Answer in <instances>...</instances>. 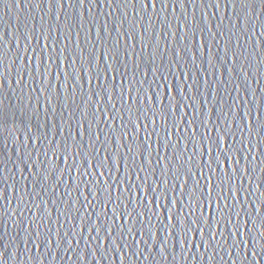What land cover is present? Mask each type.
Here are the masks:
<instances>
[{"label":"snow or ice","instance_id":"1","mask_svg":"<svg viewBox=\"0 0 264 264\" xmlns=\"http://www.w3.org/2000/svg\"><path fill=\"white\" fill-rule=\"evenodd\" d=\"M197 2L198 0H39L41 9L47 6L50 9L63 10L87 5V13H91L93 6L103 4H107L109 8L114 4L131 5L134 19L129 23L128 30L118 32L115 37L112 33L117 30L113 27L109 31L107 21L95 33L94 24L85 29L82 23L80 28L88 33L87 43L90 48L82 47L78 54H69L66 57V68L62 67V62L57 61L68 45L66 44L64 49H58L56 43L49 40L52 35L50 28L48 36H43L41 29L43 40L32 36V39L36 40L35 46L31 45L27 34L22 37L25 42L23 51L32 53L25 62L26 65L32 66V83L37 84V76L40 81L31 92L21 89L15 108L6 103L8 97L0 91V156L6 157L0 159V185H3L0 188V264H9L8 256L11 259L17 257L20 248L18 239L22 241L26 253L30 252L29 243L33 245L36 253L41 246H50L46 249L47 257L52 256L53 248L60 249L62 246L66 254L75 253L74 245H79L80 241L85 239V232L88 233L89 241L85 245L87 249L91 252H100L102 248L105 252L115 251L122 254L121 259L129 255L125 249L133 244L143 247L131 252L132 256L139 258L145 253V246L148 255H151L150 244L158 248L163 256L168 251L171 240L173 244L182 241L186 245L184 252L201 248L206 254V259L211 260L221 247L218 237L223 239L224 229L228 230L229 238H237L231 245L235 248L243 243L244 229L248 228L250 223L256 226L252 219L253 214L247 209L251 207L255 212H259L264 208V181L255 189L249 190L255 183V170L250 164L251 160L256 159L252 152L259 144V141L257 144L252 143L259 109L253 113L256 101L250 99L247 90L243 96L239 94L242 86L247 89L246 65L241 64L238 70L227 67L228 63L235 65L240 59L235 52L231 58L227 55L232 46V38L237 35L234 31L225 41L223 71L217 67V63H221L220 57L213 55L212 48L204 42L200 47L205 49V55L208 56L207 67L203 70V77L197 76L193 80L191 68H199L195 61L200 56V49L196 44L192 47L184 44L181 47L180 42L188 39L189 32L192 41L198 38L195 13L193 12L192 20L189 21L187 11L189 3L195 5ZM221 2L222 0H211L208 6L218 11ZM255 2L256 0H227L225 4V8L233 7V11L235 5L243 7L244 16L241 17L237 13L236 21L239 25L247 26L241 27L240 31L248 40H252V33L256 32L254 22L257 17L264 15V0H259V12L255 7H251ZM199 3L203 4L204 0H199ZM180 5L184 6L181 15L185 22L177 24L176 31L172 32L168 17L162 16L161 13L169 7L172 13H175ZM157 8L159 12L155 11ZM150 9L153 10L151 15ZM106 15L110 16L112 13ZM204 15L207 16L208 13L205 12ZM153 16L160 21L164 30L163 40L157 36L160 30L153 27ZM122 17L119 20L121 26L127 21L128 13L123 12ZM43 19L42 16L41 20ZM145 20L146 26L143 23ZM259 26L264 27V22H260ZM214 27L219 28V25ZM205 30L213 38L225 35L219 31L213 33L211 28H201V41L205 40ZM71 32L72 26L68 25L66 38L70 42ZM169 36L178 38L176 47H172ZM258 36L264 37V32H259ZM236 46H241L239 41ZM14 47L19 48L21 45L15 44ZM4 48L5 40L0 37V89L3 87L4 57L7 55ZM97 48L102 49L98 58L95 55ZM37 50L39 55H36ZM169 53V62L165 64L164 57ZM181 53H187V58ZM20 58L18 53L10 66V70L15 71L19 77L16 83H23L25 74L29 73L27 67L23 71L15 67ZM189 64L191 68L185 71ZM177 71L185 81V91L179 93V98L175 83H169V77L174 79V73ZM233 71L236 76L232 80L222 79L225 73ZM209 77L212 78L210 81ZM201 79L208 84L209 89L214 85H228L236 79L243 82L236 83L232 88V91L237 93L229 105V113L234 114L233 119L225 118L221 123L213 120L215 105L206 119H198V116L204 115L210 103L208 99H201L197 107V99L201 96ZM160 89L164 90L163 93ZM54 90L55 97L52 95ZM61 90L66 107L59 104ZM34 92L39 93L35 97V103L32 97ZM25 96L28 106L22 107L20 102ZM77 96L80 97L79 104L76 101ZM260 100L264 103V97ZM54 104L57 106L54 107ZM73 105L75 110H72ZM133 105H139L135 113L132 111ZM241 105H244L247 111L240 108ZM58 107L60 114L57 119ZM81 108H87L88 111L83 112L82 118L77 120L76 114ZM182 109L184 111H181ZM89 116L92 117L91 120L88 119ZM172 116H178L179 119L173 120L172 132H169V119ZM216 119L220 120V117ZM73 121H76L75 134ZM93 124L96 125L95 132L92 131ZM161 127L164 131L163 139L177 149L174 155H168L161 150V138L158 136ZM234 127L241 133L239 148L236 147ZM260 127H264V124ZM105 128L110 132L105 133ZM117 133L120 143H117ZM154 135L157 136L155 140ZM173 135L176 136L174 144ZM109 137L112 138L111 150L108 148ZM8 138L14 141L12 156H6ZM185 139L188 144H184ZM245 139L248 141L247 145L244 143ZM121 148L126 149L123 154L120 152ZM245 151L248 157L241 155ZM137 157L141 158L139 163ZM57 160L65 165L63 169L56 163ZM242 161L246 162L242 164ZM121 168L128 173L123 180L117 175ZM26 170L31 179L25 176ZM260 171L264 174V169ZM217 172L220 174L217 175ZM65 174L73 180L77 196L74 200L62 201L67 204L65 212L62 213L66 216L64 221H61L59 216L55 221L50 217L46 219L47 204L50 200L46 201L40 197L37 201L39 193L34 190L39 187L40 191H51L52 195H55L56 189L65 184ZM8 180L12 183L8 184ZM25 181L26 183H23ZM246 183L248 189L245 188ZM245 191L248 192V197L254 192H259V196L255 200H249L244 196ZM85 192L88 195H84ZM213 192L216 193L214 198ZM64 195L71 197V185L64 188ZM25 197L30 199L26 200ZM125 200L127 204L124 203ZM93 201L105 211L97 214L93 207L92 212L83 215L81 209L87 211ZM77 203H80L79 209H76ZM112 205L115 207H111ZM237 205L244 211L246 219L241 220L240 212L236 211ZM73 209H76V216L72 215ZM209 213L212 214L211 219ZM93 215L96 216L95 221L91 219ZM101 215L104 219H101ZM77 220L81 221L83 226L77 223ZM109 220L112 227L106 226ZM52 224L59 227L54 231ZM66 224H71V228L62 231ZM258 228L264 229V217L260 219ZM162 233L165 234L163 243L160 239ZM76 236L80 239L77 240ZM259 236L264 238V231H260ZM197 239L199 244L194 242ZM12 245L15 247L9 252ZM250 254L257 253L253 251ZM75 256V264H83L87 259V255L80 256L75 253ZM143 258L147 259L148 256L144 255ZM27 259L35 261V264H43L38 255L33 259L29 254Z\"/></svg>","mask_w":264,"mask_h":264},{"label":"water","instance_id":"2","mask_svg":"<svg viewBox=\"0 0 264 264\" xmlns=\"http://www.w3.org/2000/svg\"><path fill=\"white\" fill-rule=\"evenodd\" d=\"M211 0H204L203 4L199 3V0L197 4H188L187 5V11H188V20H192V14L195 13L196 16V31H197V40L192 41L191 39V33H188V39L186 41H181L180 46L183 47L184 44H188L189 47H192L193 44H196V46L200 49V56L196 59L195 63L199 66V68H191V65L189 64L188 67L185 68V71H188L189 68H191V75L193 80L197 78V76L203 77L204 75V69L207 67L206 61L208 59V56L205 55V49L200 47V45L204 42L208 43V46L212 48V54L218 55L220 57L221 63H217V67L223 71L222 61L225 58V52L223 49L225 48V41L227 39V36L231 34V32H236L237 35L232 38V46L227 53L228 57L231 58L233 52H235L239 57V62L235 65L228 63L227 67L229 68H235L239 69V66L241 64L246 65L245 72L247 74V89L245 87L240 88L239 94L241 96L244 95L245 90L250 94V99H255L256 105L253 107V113H256L257 109H259V119L255 122L256 123V129L253 133L254 139L252 140L253 144H257V141H259V144H257L256 148L252 152V155L256 157L255 160H251L249 157V160H251V168L255 170L254 176H255V183L251 185V189H255L258 184L261 183V181H264V174L261 173L260 169H264V127H260L261 124H264V103H261L260 98L264 97V37H259V32H264V27H260V22H264V15H259L257 17L256 23V32L252 33V40H248L247 36L244 35L240 29L241 27H247L246 25H239L236 21V14L239 13L241 17L244 16V9L241 5H235V11H233V7L225 8V4L227 3V0H222L219 10L217 11L216 8L209 7V3ZM87 5L84 6H75L74 8H67V9H58L53 8L50 9L49 7L45 6L43 9L39 6V0H0V37H3L5 40V48L4 51L7 53V55L4 57V70H3V76H4V82L3 87L0 89V91H3V93L8 97L6 103L9 104L11 107L15 108L17 105V98L21 94V89H23L25 92H31V89L33 87H36L37 84L40 81V77L37 76V84L32 83L31 79V65H26V60L32 56V53H25L23 51V45L24 40L22 37L27 34L29 36V40L32 46H35L36 40L32 39V36L35 35L38 39L43 40V36H48V29L50 28L52 31V35L49 37L50 41H54L56 43V47L58 49H64L65 45L67 44V49L63 52V54L60 56V60L57 61L58 63L62 62V67H67V60L66 57L69 54L76 55L79 53L80 48L82 47H88L90 48V45L87 43L88 41V33L86 31H83L80 28V25L83 23L84 28L87 29L89 27H92L93 24L95 25V28L93 29V33L95 31H98L102 25H104L105 21H107V26L109 31L113 29V27L116 28V32H113V37L116 36L118 32H123L125 30L129 29V23L133 21L132 16V6L131 5H124V4H114L111 8L107 4H103V6H93L91 13L85 12V8ZM137 10H139V5L136 6ZM251 7H255L257 9V12L260 11L261 5L259 3V0H256L255 3L251 4ZM251 7L249 8V11L251 10ZM153 10H149V15H151ZM156 12H159V8L155 9ZM184 11V6L180 5L177 7V10L175 13H172V9L169 7L165 10L164 13H161L162 16H167L168 21L171 23L170 31L175 32L176 31V25L177 24H183L185 21L182 18L181 13ZM111 12L112 15H106L107 13ZM127 12L128 17L127 21L123 24V26L120 25L119 20L122 19V13ZM207 12L208 15L205 16L204 13ZM47 13V15H45ZM212 13H216L215 15H212ZM44 17L43 20H41V17ZM59 17V19H57ZM138 19V18H137ZM153 19V27L156 29H159L160 31L157 33V36L159 39L163 40L164 38V30L161 28L160 21L156 20L155 16L152 17ZM221 21L223 23L221 24ZM144 25H147V20H145ZM72 26V32H71V42L69 39H67V26ZM214 25H219V28L214 27ZM139 27V24H138ZM201 28H211L212 32L215 33L217 31L224 33V36H215L213 38L208 31H204V37L205 40L201 41L199 39L200 29ZM33 29L35 32H33ZM43 29V36L40 35V31ZM152 34V29H149V35ZM180 35H183V32L180 33ZM168 39L171 41L172 47H176L178 38L175 36H169ZM237 41L240 43V47L236 46ZM95 42V41H93ZM15 44L21 45V47L17 48L14 47ZM79 45V46H77ZM9 48H11V51H9ZM102 49L97 48L95 55L97 58L99 57ZM20 55V60L17 61L15 67L20 68L21 71L24 70L25 67L29 69V73L25 74V79L23 83H16V81L19 79L17 76V73L15 71L10 70V66L12 65V61L16 59L17 54ZM182 55H186L187 53H181ZM36 55H39V50H37ZM170 59V53L164 57V62L167 64ZM38 62V61H37ZM159 63V60L157 61ZM183 63V61H181ZM167 74V73H165ZM236 76V72H228L225 73L222 77L223 80H232L233 77ZM212 78L209 77V81ZM191 83V81H188ZM169 83H175L177 88V98H179V93L185 91V81L183 77H181L180 72L177 71L174 73V79L172 76L169 77ZM236 83H243L240 79H236L233 83H230L228 85H214L211 89H209L208 84L204 82L203 79H201V96L197 99V107H199V101L201 99H208L210 101L208 105V109L205 111L203 116H198V119H206L209 114H211L210 110L213 105L216 107V113L213 115V120H215L217 123H221L223 119H233L234 114L229 113V105L232 104V98L237 95L236 92L232 91V88L235 87ZM227 89V90H225ZM161 93H163V89L159 90ZM211 93V94H209ZM39 95V93H32L33 97V103H35V97ZM52 95L55 97V90L52 92ZM63 91L61 90V99L59 101V104L62 106H67L66 102L63 100ZM46 99V97H45ZM160 99H163V96L160 97ZM76 101L79 104L80 103V97H76ZM21 106H28V100L27 97L23 99V101L20 102ZM43 103V100H41V104ZM57 105L54 104V107ZM139 105H133L132 111L135 113L136 107ZM251 106V105H249ZM240 108H242L244 111H247V108L244 105H241ZM72 110H75V106H72ZM240 109H237L239 111ZM88 111L87 108H81L80 111H77L76 118L77 120H80L82 118L83 112ZM181 111H184L183 109ZM127 112V109H125V113ZM60 114V108H57V119ZM216 117H220V120H217ZM17 119L19 120V114L17 116ZM89 120L92 119L91 116L88 117ZM178 116H172L169 119V125L168 130L169 132H172V122L173 120H178ZM43 122V114H41V123ZM86 123V121H85ZM101 127H104L101 125ZM211 127V124L209 125ZM129 128H131V125H129ZM76 131V121H73V134H75ZM92 131H96V125L93 124ZM105 133H109L110 130L108 128L104 129ZM151 131V129H149ZM203 131V128H201V132ZM234 131L236 132V147L239 148V140L241 138V133L239 129H236L234 127ZM66 135V133H64ZM143 134V133H141ZM214 134V133H213ZM158 136L161 138V150L162 152H165L168 155H174L177 151V149L174 146L168 145V142L163 139L164 137V131L161 127L158 130ZM119 133H117V143H120L119 139ZM157 136H153V140H155ZM58 139H62V137H58ZM176 136H172L173 144L175 142ZM85 143H87V136L84 137ZM197 141H199V135L197 136ZM8 148L6 149V156H12V147L14 146V141L11 138L7 139ZM245 145H247L248 141L245 139L244 141ZM184 144H188L187 139L184 140ZM112 138L109 137V144L108 148L109 150L112 149ZM99 147V146H97ZM182 147V146H181ZM189 148H191V145H189ZM85 151H90L89 149H85ZM126 151V149L121 148L120 152L123 154ZM242 156L248 157V153L245 151L241 153ZM5 156H0V159H5ZM15 157H13L14 159ZM154 158V157H153ZM91 159V157H89ZM140 157H137V163L140 162ZM82 162V161H81ZM183 162V161H181ZM199 162V160H198ZM246 161H242V164ZM56 163L63 169L65 165L57 160ZM68 164H71V161H68ZM213 168L215 166L213 165ZM51 170V169H50ZM205 172L207 173V169L205 168ZM159 174V173H157ZM220 173L217 172V175ZM117 175L120 176L121 180L128 175V173L121 168L119 173ZM25 176H28L29 179L31 177L29 176V173L26 170ZM65 184L61 185L56 189V194L52 195L51 191L48 192H42L40 191V188L37 187L34 191L39 193V196L36 197L37 201H39L40 197H43L46 201L50 200V202L47 204L46 209V219L50 217L52 221H55L56 217L59 216L61 221H64L66 219L65 215H62V213L65 212V208L67 207L66 203H62V201H69L74 200L77 196V192L74 190L75 186L73 185V180L65 174L64 176ZM78 182V180H77ZM151 182V179L149 180ZM12 181L8 180V184H11ZM23 183H26L23 182ZM205 183H207L205 181ZM71 185L72 186V195L71 197H67L64 195V188ZM20 185H17L19 187ZM51 186V181L49 182V187ZM3 185H0V188H2ZM245 188L248 189L249 186L246 183ZM32 191V189H30ZM135 191V189H133ZM84 195H88L87 192L84 193ZM126 195V194H125ZM216 193L213 192V198L215 197ZM244 196L248 197V192H244ZM259 196V192H254V194L250 197H248L249 200H255ZM11 199V195L9 197ZM151 197L149 196V199ZM26 200L30 199V197H25ZM91 199V197H89ZM98 199H104L103 197H98ZM125 204H127V200L124 201ZM93 207H95V211L97 214H101L103 211H105L102 207H100L96 201H93V205L89 206L87 208V211H84L81 209V212L83 215H87V213L92 212ZM111 207H115V205H112ZM131 207V206H130ZM259 207V205H257ZM80 208V203L76 204V209ZM76 209L72 210V215L76 216ZM236 211L240 212V218L241 220L246 219L244 211H241V208L239 205L236 207ZM248 212H251L252 219L255 221V225L249 224L248 228L244 229V236H243V243L240 245H237L235 248H232L231 245L235 242V237L229 238L228 236V230H223V239L219 238L221 240V247L217 249V254L213 257L211 260L206 259V254L203 252V249L201 248H194L191 250V252H184L183 249L186 247V245L183 244V242H177L173 244V242L170 240L168 244V251L162 256L160 252L158 251V248L152 247V245H149V252L151 255H148L147 253V247L145 246V253L142 254L139 258L136 256L130 255L133 251H138L143 247V245L140 244H133L131 247L125 249L129 255L123 256V259H121V253H117L115 251H108L105 252L104 248L101 249L99 252H91L90 249H87L85 245L89 243L88 241V233L85 232V239L81 240L79 245H74L75 253H79L80 256L87 255V259L83 261V264H264V238H260L259 232L264 231V229L258 228V225L260 223V219L264 217V208H262L259 212H255L251 207L247 209ZM26 215H30V213H26ZM119 215V214H117ZM209 218H212V214L209 213ZM92 221L96 220V216L93 215L91 217ZM101 219H104L103 215H101ZM77 223H81V226H83V223L79 220L76 221ZM123 222V221H121ZM107 227H112L111 221H108ZM53 230L55 231L59 225L52 224ZM69 228H71V224H66L65 227L62 229V231H67ZM249 229H251L249 231ZM161 231H163L161 229ZM11 235V233H10ZM103 235V233H101ZM163 235L161 234V243H163ZM21 236L23 238V233L21 232ZM43 237H41L42 239ZM76 239L79 240L80 237L76 236ZM137 239H139V236H137ZM196 244H199L200 241L197 239L194 241ZM17 243L20 244L19 252L17 254V257H14L11 259L10 256H8L9 264H17V260H19V264H35V261L28 260L27 256L30 254L33 259H35L36 255L40 256V258L43 260V264H75L76 256L73 252L65 253L64 246H62L60 249H52V256H45L46 249L50 246L43 245L40 247L39 252L36 253L35 248L31 243H29L28 248L30 249L29 253H26L23 243L21 240H17ZM15 247V245L10 246L9 252L12 251V249ZM211 251V250H210ZM255 251L257 253L256 255H251ZM104 257L103 258V254ZM144 255H147L148 258L144 259ZM101 257V258H100ZM194 257V258H193ZM223 257V259H221Z\"/></svg>","mask_w":264,"mask_h":264}]
</instances>
